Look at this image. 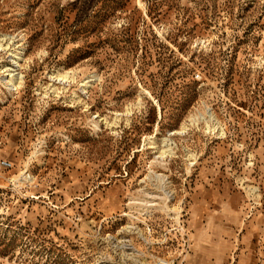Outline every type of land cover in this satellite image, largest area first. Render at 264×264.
<instances>
[{
  "label": "rangeland",
  "instance_id": "374dc122",
  "mask_svg": "<svg viewBox=\"0 0 264 264\" xmlns=\"http://www.w3.org/2000/svg\"><path fill=\"white\" fill-rule=\"evenodd\" d=\"M0 38V264H264V0H0Z\"/></svg>",
  "mask_w": 264,
  "mask_h": 264
},
{
  "label": "bare ground",
  "instance_id": "6f19581e",
  "mask_svg": "<svg viewBox=\"0 0 264 264\" xmlns=\"http://www.w3.org/2000/svg\"><path fill=\"white\" fill-rule=\"evenodd\" d=\"M4 38H6V36H4ZM4 38H0V42H2V41H5L6 39H4ZM0 48H2V45L0 44ZM21 51H17V52H15V53H13L14 54V58L15 59H17V58H19L20 57V55H21ZM9 55L11 56L12 55V53H9ZM14 64H16V61H14ZM13 67H15V66H13ZM13 67H7V68H4V70H3V72H5V74H4V78H3V81H5V82H7V85H11L12 87L13 86H15V84L17 83V86L19 87L21 84H22V76L21 75H19V73H17L16 72V69L15 68H13ZM68 74H69V72H64V73H62V74H58L57 76H58V78H59V80H62V79H67L68 78ZM64 82V81H63ZM88 82H90V80H87V81H85V82H82L81 84H80V86L81 87H87V85H88ZM16 86V87H17ZM53 90H56V88H54ZM150 96V95H149ZM193 121H195L196 119L194 118V119H192ZM164 144H163V147L161 148V151H160V156L162 157V156H164V155H166V154H170V155H172L173 154V152H172V148H171V146H169V144H168V139L166 140V142H165V140L164 141H162ZM152 144H154V142L153 141H151L150 142V147L152 148V147H154ZM170 155H169V157H170ZM161 157H160V159H161ZM149 201V200H148ZM153 202V201H152ZM155 203V202H154ZM156 204V203H155ZM155 204H152V203H149V204H147L148 206H155ZM146 204H145V208L146 207H148Z\"/></svg>",
  "mask_w": 264,
  "mask_h": 264
},
{
  "label": "built area",
  "instance_id": "2783aa9c",
  "mask_svg": "<svg viewBox=\"0 0 264 264\" xmlns=\"http://www.w3.org/2000/svg\"><path fill=\"white\" fill-rule=\"evenodd\" d=\"M10 167H11V164L8 163L7 161H4V160L0 161V168H2V169H8Z\"/></svg>",
  "mask_w": 264,
  "mask_h": 264
}]
</instances>
